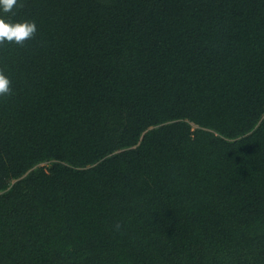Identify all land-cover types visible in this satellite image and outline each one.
Here are the masks:
<instances>
[{"label":"trees","instance_id":"16d2710c","mask_svg":"<svg viewBox=\"0 0 264 264\" xmlns=\"http://www.w3.org/2000/svg\"><path fill=\"white\" fill-rule=\"evenodd\" d=\"M20 4L0 264H264V0Z\"/></svg>","mask_w":264,"mask_h":264},{"label":"clouds","instance_id":"9594fccd","mask_svg":"<svg viewBox=\"0 0 264 264\" xmlns=\"http://www.w3.org/2000/svg\"><path fill=\"white\" fill-rule=\"evenodd\" d=\"M18 5V0H0V10L4 13L11 12ZM37 33L35 21L11 22L0 17V45L16 44L23 45L31 40ZM11 95V81L6 77L3 70H0V98Z\"/></svg>","mask_w":264,"mask_h":264},{"label":"rangeland","instance_id":"374dc122","mask_svg":"<svg viewBox=\"0 0 264 264\" xmlns=\"http://www.w3.org/2000/svg\"><path fill=\"white\" fill-rule=\"evenodd\" d=\"M197 126L196 125H192V129H195ZM51 165V162L49 161V162H42V163H40V164H38L37 166H36V168H38V167H43V168H45V169H48V167Z\"/></svg>","mask_w":264,"mask_h":264}]
</instances>
